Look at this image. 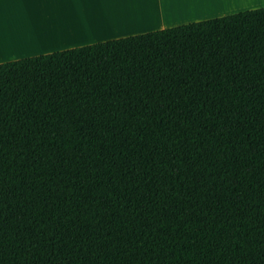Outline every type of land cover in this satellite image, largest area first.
<instances>
[{
  "label": "trees",
  "instance_id": "16d2710c",
  "mask_svg": "<svg viewBox=\"0 0 264 264\" xmlns=\"http://www.w3.org/2000/svg\"><path fill=\"white\" fill-rule=\"evenodd\" d=\"M0 264H264V8L0 64Z\"/></svg>",
  "mask_w": 264,
  "mask_h": 264
},
{
  "label": "crops",
  "instance_id": "0c3cea01",
  "mask_svg": "<svg viewBox=\"0 0 264 264\" xmlns=\"http://www.w3.org/2000/svg\"><path fill=\"white\" fill-rule=\"evenodd\" d=\"M264 8V0H0V64Z\"/></svg>",
  "mask_w": 264,
  "mask_h": 264
},
{
  "label": "snow or ice",
  "instance_id": "6c2138e0",
  "mask_svg": "<svg viewBox=\"0 0 264 264\" xmlns=\"http://www.w3.org/2000/svg\"><path fill=\"white\" fill-rule=\"evenodd\" d=\"M142 2H148V0H142Z\"/></svg>",
  "mask_w": 264,
  "mask_h": 264
}]
</instances>
